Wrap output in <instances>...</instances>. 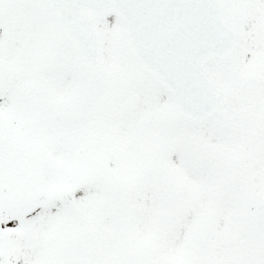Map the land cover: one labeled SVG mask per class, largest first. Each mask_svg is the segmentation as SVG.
<instances>
[{
	"label": "snow or ice",
	"instance_id": "obj_1",
	"mask_svg": "<svg viewBox=\"0 0 264 264\" xmlns=\"http://www.w3.org/2000/svg\"><path fill=\"white\" fill-rule=\"evenodd\" d=\"M0 264H264V0H0Z\"/></svg>",
	"mask_w": 264,
	"mask_h": 264
}]
</instances>
